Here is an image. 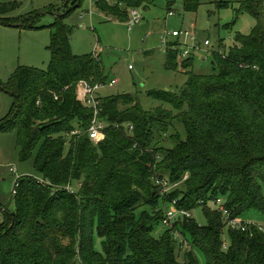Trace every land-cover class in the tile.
<instances>
[{
    "label": "trees",
    "instance_id": "obj_1",
    "mask_svg": "<svg viewBox=\"0 0 264 264\" xmlns=\"http://www.w3.org/2000/svg\"><path fill=\"white\" fill-rule=\"evenodd\" d=\"M150 3L100 0L96 7L125 23L129 9ZM197 6L185 1L186 11ZM215 8L232 10L227 30L248 15L251 33H236L227 50L221 41L210 74H196L194 58L178 63L168 51L166 68L188 77L176 94L152 93L170 110L144 111L130 94L98 96L106 128L97 143L86 134L92 111L76 90L81 81L107 82L101 61L73 55L70 29L60 19L51 25L47 70L19 67L5 88L14 103L0 133L15 134L20 162L32 161L39 177L16 181L13 212L0 206V264H200L197 254L202 264H264V231H232L210 207L221 198L231 218L264 214V9L262 0ZM30 22L20 27L35 28ZM173 201L190 217L169 228ZM197 209L204 226L191 217Z\"/></svg>",
    "mask_w": 264,
    "mask_h": 264
},
{
    "label": "rangeland",
    "instance_id": "obj_2",
    "mask_svg": "<svg viewBox=\"0 0 264 264\" xmlns=\"http://www.w3.org/2000/svg\"><path fill=\"white\" fill-rule=\"evenodd\" d=\"M150 1L147 9H138L142 18L140 23L128 30L126 22L101 13L94 0H83L78 8H75L77 0H0V20L9 24V27L0 25V123L13 107L14 98L5 88L17 68L47 70L51 60L50 27L58 19L70 29L73 55L94 54L100 58L107 82L97 95L130 94L144 111L162 107L170 110L167 104L151 96L152 93L176 94L188 80L182 70L166 68L162 39L165 37L167 44L172 42L168 32L194 31L201 40H208L210 47L217 49L222 41L227 50L233 45L236 33L249 35L254 27L253 20L248 15H242L235 26L227 30L225 26L233 21L232 10L216 11L215 8L217 2L226 0H198L194 12L185 10L186 0ZM230 1L233 7H237L241 0ZM30 19L35 28L20 27L23 21ZM193 66L196 74H210L214 70L207 51L194 57ZM114 79L118 83L108 86ZM10 168L15 172H10ZM24 174L39 177L32 161L20 162L15 134L0 133V206L7 207L9 212L15 210L12 199L15 182ZM191 217L199 226L206 224L201 209L191 212ZM240 220L264 228V214L257 211H249ZM165 230L162 225L156 234ZM224 239L228 242L226 234ZM95 248L100 251L99 240H96ZM197 255L202 264L201 255Z\"/></svg>",
    "mask_w": 264,
    "mask_h": 264
},
{
    "label": "built area",
    "instance_id": "obj_3",
    "mask_svg": "<svg viewBox=\"0 0 264 264\" xmlns=\"http://www.w3.org/2000/svg\"><path fill=\"white\" fill-rule=\"evenodd\" d=\"M95 3L100 0H94ZM129 19L125 23L128 30H131L132 27L140 23L142 20L141 15L138 9H129ZM171 15V13H170ZM167 35L172 38V42L170 44L166 43L165 37L162 39L163 51L168 53V51L175 52L177 55L178 63L185 61L189 58H194L201 52L207 51V54L210 56L215 52H219L218 49L214 47H210V42L208 40H201L194 31L190 30H174L171 33L168 32ZM208 48V49H207ZM94 55V54H93ZM94 58L97 61H100V58L97 55H94ZM118 82L117 80H111L108 86L113 87ZM105 84H95L92 85L87 81H81L78 83L76 95L79 102L86 108L92 111V121L91 124L86 131L89 139L93 143H97L104 137V131L106 128V124L100 120L99 115L101 113L100 109V101L97 93L102 89ZM128 133L133 131V127L130 124L125 125ZM73 134H77L74 132ZM10 172H15L13 168H10ZM16 183V182H15ZM157 184L161 187V194L167 193L169 190L168 184L165 181L157 180ZM15 188V187H14ZM15 193V189L13 190V195ZM210 207L217 211L222 217L223 222L226 227L232 231H240L245 232L249 225H253L250 223H246L241 221L238 218H231L230 212L226 208L225 201L221 198L210 202ZM3 215L4 209L0 208V224L3 223ZM165 223L169 228L173 227V223L177 217H190V213L184 210L176 209V201L171 203V207L165 210ZM256 226L260 231H264V228L261 226Z\"/></svg>",
    "mask_w": 264,
    "mask_h": 264
},
{
    "label": "water",
    "instance_id": "obj_4",
    "mask_svg": "<svg viewBox=\"0 0 264 264\" xmlns=\"http://www.w3.org/2000/svg\"><path fill=\"white\" fill-rule=\"evenodd\" d=\"M262 4H263V9H264V0H262Z\"/></svg>",
    "mask_w": 264,
    "mask_h": 264
}]
</instances>
